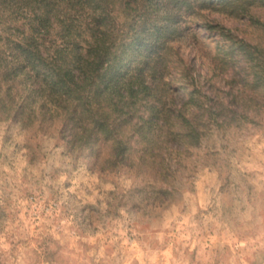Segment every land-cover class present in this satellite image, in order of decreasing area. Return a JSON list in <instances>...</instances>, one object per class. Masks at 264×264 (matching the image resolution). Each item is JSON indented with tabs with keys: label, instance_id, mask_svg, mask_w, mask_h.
I'll list each match as a JSON object with an SVG mask.
<instances>
[{
	"label": "rangeland",
	"instance_id": "obj_1",
	"mask_svg": "<svg viewBox=\"0 0 264 264\" xmlns=\"http://www.w3.org/2000/svg\"><path fill=\"white\" fill-rule=\"evenodd\" d=\"M232 7L189 15L155 92L167 114L137 103L119 158L0 112V264H264V0Z\"/></svg>",
	"mask_w": 264,
	"mask_h": 264
},
{
	"label": "trees",
	"instance_id": "obj_2",
	"mask_svg": "<svg viewBox=\"0 0 264 264\" xmlns=\"http://www.w3.org/2000/svg\"><path fill=\"white\" fill-rule=\"evenodd\" d=\"M241 2L0 0V112L5 120L23 123L57 119L69 144L84 149L111 143L119 158L128 150L123 124L137 117V103L149 96L152 108L167 114L155 106L156 93L167 85L166 54L175 50L189 15L204 20L210 8ZM174 8L195 10L185 16ZM203 25L218 28L207 20ZM250 46L241 41L246 52ZM182 73L183 89H193L189 101L204 108L201 95L195 96L202 94L200 85L190 72ZM193 116L181 114L186 136L199 141Z\"/></svg>",
	"mask_w": 264,
	"mask_h": 264
},
{
	"label": "clouds",
	"instance_id": "obj_3",
	"mask_svg": "<svg viewBox=\"0 0 264 264\" xmlns=\"http://www.w3.org/2000/svg\"><path fill=\"white\" fill-rule=\"evenodd\" d=\"M257 139L261 142H264V130L260 131V134L257 136ZM262 163H264V156L261 157ZM262 171H264V168H262Z\"/></svg>",
	"mask_w": 264,
	"mask_h": 264
}]
</instances>
